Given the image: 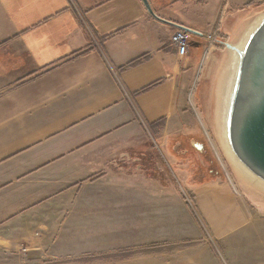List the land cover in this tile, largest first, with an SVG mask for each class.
<instances>
[{"label": "crops", "instance_id": "obj_1", "mask_svg": "<svg viewBox=\"0 0 264 264\" xmlns=\"http://www.w3.org/2000/svg\"><path fill=\"white\" fill-rule=\"evenodd\" d=\"M261 1L0 0V264H34L41 249L48 263L89 264L143 243L146 228L161 239L160 219L134 204L148 183L208 176L200 136L173 127L199 67L245 36ZM222 7L224 38L210 45ZM181 27L192 32L186 54L170 40ZM207 185L194 193L222 214L218 235L236 251L253 227L243 261L264 264L263 224L248 226L231 190Z\"/></svg>", "mask_w": 264, "mask_h": 264}, {"label": "rangeland", "instance_id": "obj_2", "mask_svg": "<svg viewBox=\"0 0 264 264\" xmlns=\"http://www.w3.org/2000/svg\"><path fill=\"white\" fill-rule=\"evenodd\" d=\"M261 2L264 3V1ZM261 14H264V6L261 9ZM222 48L223 51L217 61L203 62L202 71L200 66L199 72L193 76L187 96L189 100L185 101L186 107L180 108V118L177 119L176 125L173 127L175 130L183 129L186 134L192 133L200 136L198 140L206 145L210 156L208 158L210 168L208 176H205L203 183L179 182L173 175L170 176L167 162L161 158L160 163L163 164L164 171L169 172L171 179L162 181L161 184L148 183L150 195L146 192L147 197L143 202L134 204L146 210V218L158 217L160 219L161 239L147 240L153 238L154 231L152 229L154 228H146L143 231L146 241L143 243L133 244L137 240L130 238L129 246L118 248L119 251L106 255L107 259L96 260V257L95 261L89 264H247L243 258L248 261L250 258L245 255L252 253L250 252V242L253 227L250 228L251 230L239 232L244 247L240 246L236 251L233 250L230 246L237 240L232 237L225 240L218 235L219 231H216V227L223 224L222 214L214 215L209 209H204L205 202H200V199H205L197 197L194 193V188L205 184H208L209 194L218 190L224 192L223 188L231 190L240 218H245L248 226L263 224L261 230L257 229L256 232L264 234V188L246 178L228 156L217 112L218 103L215 104V109L214 104L211 103L212 96L214 93L218 94L226 70L231 65L230 51L226 45ZM196 95L199 96L197 100ZM203 108L207 110L206 118L199 112ZM199 162L201 163V161ZM129 167L130 171H137L136 165ZM211 183L214 186H209ZM155 186H160L156 189L158 193L154 189ZM220 200L224 201L222 198ZM227 212L232 213L229 209ZM233 215L238 216L235 213ZM234 216L230 214L229 218ZM248 226L246 229L249 228ZM33 253L36 256L43 255L34 264H53L48 263L52 260H45V249L35 250ZM157 259L160 260V263H154V260ZM261 259L264 261V254L261 255ZM21 261V264H25V257L21 258Z\"/></svg>", "mask_w": 264, "mask_h": 264}, {"label": "water", "instance_id": "obj_3", "mask_svg": "<svg viewBox=\"0 0 264 264\" xmlns=\"http://www.w3.org/2000/svg\"><path fill=\"white\" fill-rule=\"evenodd\" d=\"M225 45L232 57L231 66L234 60L231 51L236 54V63L227 102L224 140L230 154L264 181V14L258 16L238 43ZM227 70L218 90V113L230 65Z\"/></svg>", "mask_w": 264, "mask_h": 264}, {"label": "bare ground", "instance_id": "obj_4", "mask_svg": "<svg viewBox=\"0 0 264 264\" xmlns=\"http://www.w3.org/2000/svg\"><path fill=\"white\" fill-rule=\"evenodd\" d=\"M249 23V22H248ZM233 53V63H232V66L230 65V73H229V77H227V80H226V85L222 86V96L221 98L223 99V103H221L220 107H219V119H220V124L222 122V125H221V133H222V136H223V142H224V147L226 149H228V156L231 157L233 163L235 164V166L238 168V170L246 177L248 178L250 181H252L254 184L264 188V181H262L261 179H259L258 177H256L251 171H249L244 165H242L237 158H235L232 153L230 154V151H229V148L228 146L226 145L225 143V120H226V109H227V102H228V98H229V94H230V90H231V84H232V79H233V76H234V72H235V63H236V54L231 51ZM229 54V53H228ZM225 58V57H224ZM227 60V59H226ZM222 68V67H221ZM220 68V69H221ZM219 69V70H220ZM217 84V83H216ZM217 94V93H216ZM225 95V96H224ZM217 98V97H216ZM223 115H222V114ZM216 122V121H215ZM218 128V127H217ZM218 134V133H217ZM236 170V169H235Z\"/></svg>", "mask_w": 264, "mask_h": 264}, {"label": "built area", "instance_id": "obj_5", "mask_svg": "<svg viewBox=\"0 0 264 264\" xmlns=\"http://www.w3.org/2000/svg\"><path fill=\"white\" fill-rule=\"evenodd\" d=\"M224 10V7L220 9L219 12V18H218V23L216 25V28L210 32L209 34L205 35V38L209 41L210 45H213L216 43L218 38H224L222 34H220V21L222 17V12ZM191 31L189 29H186L184 27L178 28L171 36L170 40L172 44L177 48L178 52L180 54H186L189 51L190 47V37H191Z\"/></svg>", "mask_w": 264, "mask_h": 264}, {"label": "trees", "instance_id": "obj_6", "mask_svg": "<svg viewBox=\"0 0 264 264\" xmlns=\"http://www.w3.org/2000/svg\"><path fill=\"white\" fill-rule=\"evenodd\" d=\"M208 169H210V168H208ZM213 169V168H212ZM212 172H213V170H211Z\"/></svg>", "mask_w": 264, "mask_h": 264}]
</instances>
